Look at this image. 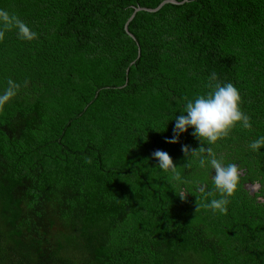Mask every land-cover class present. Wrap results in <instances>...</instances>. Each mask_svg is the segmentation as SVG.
<instances>
[{"label": "trees", "instance_id": "16d2710c", "mask_svg": "<svg viewBox=\"0 0 264 264\" xmlns=\"http://www.w3.org/2000/svg\"><path fill=\"white\" fill-rule=\"evenodd\" d=\"M162 1L0 0L38 34L0 41V94L20 85L0 110V264H264V148H249L264 136V0L134 10ZM212 73L252 122L213 146L243 170L226 214L203 207L214 170L183 166L194 129L166 142Z\"/></svg>", "mask_w": 264, "mask_h": 264}, {"label": "clouds", "instance_id": "9594fccd", "mask_svg": "<svg viewBox=\"0 0 264 264\" xmlns=\"http://www.w3.org/2000/svg\"><path fill=\"white\" fill-rule=\"evenodd\" d=\"M15 29L17 37L20 40L32 41L38 38V34L32 31L29 26L19 19L18 16L10 14L7 10L0 9V41H3L5 33ZM7 88L0 94V110H3L16 94L20 85L9 79ZM208 88L211 89L206 95H198L194 100L187 99L183 111L179 116L175 117V126L173 128V136L171 139H166L167 143L175 144L179 142V137L182 133L188 131L189 128L194 129L192 136L200 142L198 148H191L189 145H182V152L187 159L184 167H190L192 159L198 161L200 168L209 166L214 170L212 175V183L214 192L219 194V199H212L209 203H205L203 207L210 209L214 214L227 213V205L230 198L234 196L238 189L240 180L239 167L234 163L224 164L223 158H217L213 150V146L218 141L227 138L237 125L243 129H251L252 122L248 114L241 110L242 98L239 90L232 83H221L218 80L217 74L212 73L209 76ZM208 145V147H205ZM249 148L253 152H258L264 148V136L249 143ZM152 158L157 161V168L165 173L170 172L172 179L181 184H186L187 181H182L180 173L177 171L171 156L163 150H155L152 153ZM90 163V160H86ZM197 191L205 193L206 186H199ZM181 201H186L189 192L178 186L175 191ZM212 195L211 192L208 193ZM200 203L196 199V212L200 210Z\"/></svg>", "mask_w": 264, "mask_h": 264}, {"label": "water", "instance_id": "95a60500", "mask_svg": "<svg viewBox=\"0 0 264 264\" xmlns=\"http://www.w3.org/2000/svg\"><path fill=\"white\" fill-rule=\"evenodd\" d=\"M183 1H187V0H183ZM166 2H172V3H178L177 1H175V0H164V1H162L157 7H154V8H142V7H136L134 10H135V12L137 11V10H140V9H145V10H148V11H156L157 9H159L164 3H166ZM133 15H134V13L131 15V17H133ZM130 17V18H131ZM125 28H126V26H125ZM127 29V28H126Z\"/></svg>", "mask_w": 264, "mask_h": 264}, {"label": "rangeland", "instance_id": "374dc122", "mask_svg": "<svg viewBox=\"0 0 264 264\" xmlns=\"http://www.w3.org/2000/svg\"><path fill=\"white\" fill-rule=\"evenodd\" d=\"M239 170H240V175H242V169H240L239 168ZM245 187H246V189L249 191V192H251V193H253V192H256L257 191V188L259 187L258 186V184L257 183H246L245 184Z\"/></svg>", "mask_w": 264, "mask_h": 264}, {"label": "flooded vegetation", "instance_id": "af4514ba", "mask_svg": "<svg viewBox=\"0 0 264 264\" xmlns=\"http://www.w3.org/2000/svg\"><path fill=\"white\" fill-rule=\"evenodd\" d=\"M254 193H255V192H254ZM252 194H253V193H252ZM258 200L261 201V202H264V198H262V197H260V196L258 197Z\"/></svg>", "mask_w": 264, "mask_h": 264}]
</instances>
